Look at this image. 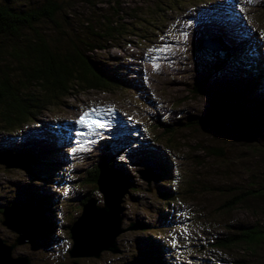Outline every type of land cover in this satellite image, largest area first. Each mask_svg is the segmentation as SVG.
<instances>
[{
  "label": "rangeland",
  "instance_id": "1",
  "mask_svg": "<svg viewBox=\"0 0 264 264\" xmlns=\"http://www.w3.org/2000/svg\"><path fill=\"white\" fill-rule=\"evenodd\" d=\"M91 2L93 6L79 3L76 15L68 16L73 24H81L90 13L111 15L115 6ZM144 2L120 0L118 7L129 12ZM177 4L179 10L173 7L165 13V26L159 23V29H153L159 22L153 18L147 19L154 22L151 25L143 24L142 29L150 31L144 35L147 42L129 36L124 46L107 43V48L94 53L107 76L124 64L128 71L124 69L120 90L73 94L18 131L0 130V153L31 156L35 145L38 154L52 153V158L42 157L44 163L35 160L34 176L0 166V237L8 242L15 238L1 225L4 206L35 205L43 217L39 235L16 247L14 257L27 256L30 264H147L146 248L154 245L163 264H264L263 245L249 250L242 245L215 247L218 240L241 229H264V196L225 208L241 193L264 185V142L241 134L235 126L219 130L197 124L224 101L223 95L228 98L245 85L240 81L246 76L240 62L248 61L247 50L257 48L262 56L255 57H261L259 64L264 65V0H179ZM119 16L123 23L131 22L123 13ZM131 33L143 35L140 29ZM206 41L218 51L202 49L199 44ZM226 45H234L235 51H224ZM197 84L202 85L201 94ZM227 106L233 108L232 103ZM244 106L245 101L238 102L239 109ZM83 113L88 116L81 125L77 121ZM159 125L175 129L171 139L155 130ZM103 145L130 185L120 204L121 227L140 225V229L116 239L118 255L103 252L99 259H71L69 226L86 199L94 198L103 206L96 183L85 181V171L100 163ZM58 151L62 155L56 159ZM143 162L153 167L149 185L138 175L149 170ZM47 195L54 200L51 205ZM44 222L54 223L48 235Z\"/></svg>",
  "mask_w": 264,
  "mask_h": 264
},
{
  "label": "trees",
  "instance_id": "2",
  "mask_svg": "<svg viewBox=\"0 0 264 264\" xmlns=\"http://www.w3.org/2000/svg\"><path fill=\"white\" fill-rule=\"evenodd\" d=\"M91 1L0 0V130L18 131L30 119L39 116L44 110L57 107L73 94L90 91L115 93L120 90L124 86V64L116 66L114 75L107 76L102 72L103 68L99 67L94 53L107 48V43L117 42L124 46V40L129 36L139 37V41L147 42L149 38L144 35L150 31L142 29V26L154 23L147 19L153 18L155 22L159 20L153 25V29H159V23L165 26V13L168 14L173 7L180 9L177 4L179 0H144L141 7L131 8L129 12L124 9L123 12L118 7L120 0H102L115 5L110 8L111 15L90 13L81 24H73L68 16L76 15L79 3L93 6ZM121 13L131 22L123 23L124 18L119 16ZM83 16L85 15L79 17ZM132 29H140L143 35L132 34ZM117 44L114 45L118 46ZM226 46L222 47L224 51H235L232 48L234 45ZM247 51L250 62H240L246 75L240 81L245 85L233 90L228 98L223 95L225 102L219 101L220 105L212 107L197 124L207 129L225 130L235 126L236 131L241 134L246 132L259 143L264 142V70L257 65L256 49L255 52ZM250 59H253L254 64ZM201 87L202 85L197 84L195 88L199 94L203 91ZM242 101H245V106L239 109L238 102ZM228 103L233 104L232 109L227 106ZM154 128L161 131L163 137L169 135L168 139H171L175 130L162 125ZM38 148V145L30 148L35 159L44 163L42 157L50 155L49 158H52V153L38 154ZM106 150H109L107 145L101 146L98 156L100 163L91 171L89 168L85 171L87 184H95L100 168L117 169L116 160L109 157ZM162 170L167 172L166 166ZM262 196L264 185L255 191L241 193L225 208L231 210L249 199ZM47 197L50 199L48 205H51L52 197ZM43 201L42 206L45 205ZM45 225V235H48L52 232L54 223L44 222ZM239 245L245 246L247 250L264 246V229H241L240 233L218 240L215 247L229 249ZM153 249L146 248L149 254L147 262L163 264L159 247L153 245ZM135 263L139 264L138 261Z\"/></svg>",
  "mask_w": 264,
  "mask_h": 264
},
{
  "label": "water",
  "instance_id": "3",
  "mask_svg": "<svg viewBox=\"0 0 264 264\" xmlns=\"http://www.w3.org/2000/svg\"><path fill=\"white\" fill-rule=\"evenodd\" d=\"M202 49L216 53L219 47L211 42L199 44ZM225 130L224 128H217ZM35 158L26 154H12L10 151L0 153V166L4 169H16L34 176L32 165ZM149 170L138 173L140 179L150 184L153 179L152 165L143 162ZM96 189L102 196L103 206H98L94 198L86 199L80 215L69 226L68 233L72 242L68 256L71 259H99L103 252L118 255L116 239L125 232L140 229V225H131L127 229L121 227V207L123 197L127 194L129 183L118 170L102 167L96 179ZM1 225L15 235L8 242L0 237V264H30L27 256H13L18 246L32 243L42 229V222L35 205L21 207L7 205L1 208Z\"/></svg>",
  "mask_w": 264,
  "mask_h": 264
},
{
  "label": "snow or ice",
  "instance_id": "4",
  "mask_svg": "<svg viewBox=\"0 0 264 264\" xmlns=\"http://www.w3.org/2000/svg\"><path fill=\"white\" fill-rule=\"evenodd\" d=\"M248 2H251V0H248ZM261 36L264 37V33H262ZM87 116H88V113H83L77 122L83 125L85 120L87 119Z\"/></svg>",
  "mask_w": 264,
  "mask_h": 264
},
{
  "label": "bare ground",
  "instance_id": "5",
  "mask_svg": "<svg viewBox=\"0 0 264 264\" xmlns=\"http://www.w3.org/2000/svg\"><path fill=\"white\" fill-rule=\"evenodd\" d=\"M242 174V173H241ZM112 257V256H111ZM115 258V257H114ZM123 258V257H122Z\"/></svg>",
  "mask_w": 264,
  "mask_h": 264
}]
</instances>
